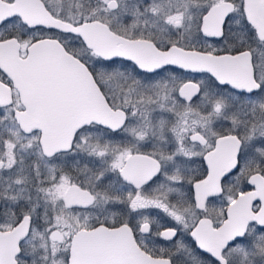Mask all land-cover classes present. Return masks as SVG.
Wrapping results in <instances>:
<instances>
[{
	"label": "snow or ice",
	"instance_id": "1",
	"mask_svg": "<svg viewBox=\"0 0 264 264\" xmlns=\"http://www.w3.org/2000/svg\"><path fill=\"white\" fill-rule=\"evenodd\" d=\"M0 264H264V0H0Z\"/></svg>",
	"mask_w": 264,
	"mask_h": 264
}]
</instances>
